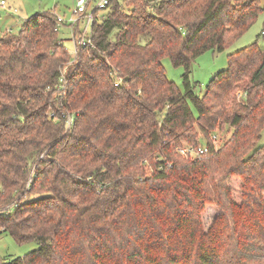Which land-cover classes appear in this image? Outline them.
<instances>
[{"label":"trees","instance_id":"trees-1","mask_svg":"<svg viewBox=\"0 0 264 264\" xmlns=\"http://www.w3.org/2000/svg\"><path fill=\"white\" fill-rule=\"evenodd\" d=\"M263 10L112 0L66 73L53 11L0 36V234L40 245L0 264L264 262V48L230 53L202 94L190 78L200 55L228 48ZM165 58L184 68V90ZM220 126L234 132L216 148ZM200 132L208 150L184 157ZM208 202L218 213L205 231Z\"/></svg>","mask_w":264,"mask_h":264},{"label":"rangeland","instance_id":"rangeland-1","mask_svg":"<svg viewBox=\"0 0 264 264\" xmlns=\"http://www.w3.org/2000/svg\"><path fill=\"white\" fill-rule=\"evenodd\" d=\"M2 1H5L6 7H3ZM264 6V0H261ZM77 0H0V36L6 33H16L19 31L24 19L31 17L39 12L53 11L57 16H61L65 21H69L73 17V9L76 6ZM128 6H130L128 4ZM62 26L59 32V36L64 40L66 47L70 53L71 60L75 56V43L73 37V30L70 25ZM79 27L83 28V22H79ZM264 10L260 13L257 21L252 27L246 31L240 38L232 43L228 48L223 51L213 52L211 50L204 52L200 55L193 64L190 78L193 82H197L196 92L202 94L207 84L214 77L215 74L224 70L228 66V56L247 45L258 42L260 47L264 48ZM70 60V61H71ZM166 74L169 79L174 80L179 87L184 90L183 83V67H176L172 63L170 58L163 60ZM69 64V62L67 63ZM245 95L243 89L237 91V100L240 101L241 97ZM193 111L197 113L194 106ZM234 129L230 126L218 127L212 132V138L216 148L221 147L228 139L233 135ZM199 146L205 144V137L199 133ZM260 145H264V130L262 132V138L259 142ZM188 143H183L181 146H189ZM192 145V144H191ZM193 146V145H192ZM198 147V146H197ZM180 148V147H179ZM178 151L184 157H191L190 153L184 154L179 149ZM239 181L237 179L231 182L232 188H237ZM237 200L238 194L235 193ZM218 213V208L215 204L208 202L205 209L201 214L202 225L205 231H208L212 226L214 219ZM37 241H29L26 243L17 242L9 233L0 234V258L12 259L20 256H25L31 251L39 248ZM259 264H264L261 262Z\"/></svg>","mask_w":264,"mask_h":264},{"label":"built area","instance_id":"built-area-1","mask_svg":"<svg viewBox=\"0 0 264 264\" xmlns=\"http://www.w3.org/2000/svg\"><path fill=\"white\" fill-rule=\"evenodd\" d=\"M111 2L112 0H77L76 6L73 9V17L69 21H65L63 17L57 16L58 21L55 30L60 32L61 27L66 25L65 23L70 25L73 30V39L76 48L74 59H72L65 67L63 73H66L68 67L77 62L79 48L93 45L92 37L90 35L91 26L95 21L98 13L105 11L109 7ZM2 5L3 7H6L5 1H2ZM79 22H83L84 24L82 29L78 25ZM76 27H78V32H76ZM262 34H264V29L262 31ZM120 82L121 78L116 81V85L118 86ZM63 89H66V86H63ZM66 92L67 89L64 91V93L66 94ZM65 116L67 117V124L70 128L74 122V116L71 113H67ZM179 150L184 154L190 153L192 156H197L199 154L205 153L208 148L207 146L203 145L198 147L189 145L181 146Z\"/></svg>","mask_w":264,"mask_h":264}]
</instances>
